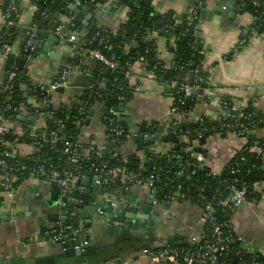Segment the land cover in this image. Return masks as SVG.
I'll use <instances>...</instances> for the list:
<instances>
[{
  "label": "crops",
  "instance_id": "obj_1",
  "mask_svg": "<svg viewBox=\"0 0 264 264\" xmlns=\"http://www.w3.org/2000/svg\"><path fill=\"white\" fill-rule=\"evenodd\" d=\"M8 1L0 0V30L5 27L4 9ZM195 1H197L198 8L193 6L194 0H152V8L158 15L167 14L178 21L183 18L196 20L195 31L198 32L199 43L202 44V49L206 52L205 70L207 80L205 84L207 88L202 89L201 95L194 97L195 100L191 105V109L181 118V121L188 123L200 117L210 121L217 120L220 109L219 101L226 97L236 105L250 103L258 112L264 113V33L260 36L251 33V18L246 13L241 15L232 14L234 17L232 20L211 13L216 6H224L231 12L234 5L229 0ZM16 2L19 11L17 25L13 26V32L16 35L13 37L11 46H9V54L3 58L7 56L24 58L22 52L25 50V45H22L23 40L18 31L22 30V33H26L28 25L37 24L34 18L37 16L38 11L32 4V0H16ZM126 2L128 3L129 0H106L104 4L97 6V10L93 12V15L98 12L102 14L96 17L94 29L119 30L125 24L128 13L132 10ZM203 4H205V7L202 6ZM59 9L67 11L65 4L60 5ZM193 12H196L194 19L192 17ZM53 24L51 22L48 25L43 24V26L49 32ZM41 31L38 30L37 33ZM4 35L6 33L0 34V38ZM76 35L78 40L84 43L85 39L89 41L91 33L83 31V35L78 33ZM148 35L154 37L156 34L155 32L147 33L143 37ZM55 37L57 38L56 35ZM244 37H247V44L243 50L239 51L233 58L224 60V56ZM143 41L144 39L140 42ZM51 42L49 39H42L40 44H43L44 49H47L53 45ZM132 44L135 45V43ZM156 45L157 48L164 49V39L157 38ZM52 47L55 48L58 57L68 55L69 46L61 40L58 39L56 47L54 45ZM85 54L84 52L79 54L75 74L69 79L64 91L62 93L52 92L51 100L54 108L62 107L67 110H75L82 103L84 90L100 69L99 63ZM3 58H0L1 96L3 95L1 94L3 92L1 88L5 85ZM46 58L44 55L36 56L28 63L29 65L27 64L24 67V69L26 67L28 69L25 75L21 77L18 87L23 95L27 94L28 89L35 90L41 79H44L47 84L50 82V75L54 69L53 64L58 65L60 61L55 60L51 64L45 61ZM146 70L145 62H135L133 64V74L128 77L126 82L130 93V98L125 103L126 110L133 117L135 123H145L147 125V132L151 131L153 127L150 125V121H156L159 125L164 126V130L159 134V140L148 146L146 150L148 152L153 151L155 154L166 155L170 144L163 141V138L167 139V122L172 99L168 94L167 86L161 81L142 82ZM13 71L16 73V78H18L19 72ZM104 79L103 74L100 80H97L99 87ZM28 80L30 82H27ZM89 112L93 113L92 116L87 115ZM87 114L80 127H77L79 131L78 139L83 143L94 144L101 150L103 157L102 146L110 143L105 138L103 101L96 102L87 111ZM85 120L88 121L87 125H84ZM6 123L16 131L24 127L37 131L44 127V117L33 113V118L30 121L22 122L16 119L14 122L7 120ZM126 126L128 131L138 133L137 128ZM248 134V137H240L234 134L224 137L220 135L208 137L205 145L202 146L206 152L205 164L207 168L215 174H220L248 142L252 151H258L264 146V128L250 131ZM134 139V137L128 135L124 138L120 147L114 146V148H120L119 154L122 160L131 155L143 160L145 152L138 149ZM112 150L113 148L108 149V159L104 161L109 160ZM33 151L34 149L29 145L20 143L16 154L19 159H24L30 157ZM122 181L119 190L115 189V192L111 191L110 193L106 192L103 195H98L97 199L107 198L121 206L124 203L130 206L138 205L139 208L145 206L150 199L149 190L143 186H131L128 190H124ZM82 183H90L91 186H94L91 178L87 176L76 181L77 186H81L85 190ZM49 185L52 184L41 183L33 179L25 180L16 188L12 206H3L0 209V257L9 260L37 259L61 252L59 245L53 248L57 242H49L42 237L44 230L59 227V224L50 221L48 214L45 216L40 212L41 208L38 206L39 200L37 198L43 194L42 200L44 201L48 193V190L45 189H49ZM254 193L258 195L257 200L235 212L233 225L235 232L246 241L250 248L264 254V199L261 200V193L264 194V181L255 186ZM119 200L120 202H117ZM200 211V207L188 201H175L167 207L152 204L150 211L147 213L150 216L156 214L155 217H152L154 223L152 235L146 237L141 231L139 233L129 231L132 238L144 239L146 244L141 245L133 241L124 242V237L119 231L111 230L110 233H103L102 235L106 249L102 251L103 255L99 258V261L103 264H154L141 255V250L148 247V239L158 244H169V240L176 244L186 243L192 235L197 234L199 231L197 219ZM49 214L51 213L49 212ZM118 225L122 226L120 223ZM132 243L135 244V248Z\"/></svg>",
  "mask_w": 264,
  "mask_h": 264
},
{
  "label": "built area",
  "instance_id": "obj_2",
  "mask_svg": "<svg viewBox=\"0 0 264 264\" xmlns=\"http://www.w3.org/2000/svg\"><path fill=\"white\" fill-rule=\"evenodd\" d=\"M59 0H48V6L44 10L41 16L45 15L49 10L56 6ZM79 7H84L88 4H95L101 6L106 0H73ZM255 8H262V16L260 17V24L256 27H261V23H264V2L258 0H246ZM243 3H239L238 7H243ZM193 19L196 16V12L192 13ZM251 18L250 29L255 24L257 16L249 15ZM19 11L18 3L16 0H9L4 9V18L7 24L5 28L9 29L14 26V22L18 20ZM192 20H189L187 25L191 24ZM56 23L55 35L59 40L69 46V63L65 70L59 74L53 83L41 84L38 88V95L28 97L27 99H15L10 100L13 96V87L15 84L16 73L13 71L8 74L7 83L4 88V100L0 104L2 107V114L0 115V209L3 206L11 207L14 202L15 188L14 183L18 177L26 176V180L33 179L41 183L55 184L63 189H74L77 191H84V188L77 186L76 181L83 177H90L94 186L100 188L109 189L115 191L120 187L121 181L123 182L124 190H128L131 186H143L149 190L150 197L152 198V204L160 207H167L173 202L188 201L187 195L182 192L181 185L176 187L174 193H170L162 199H158L160 194L161 180L158 171H154L149 176L128 175L126 163L121 160V163L117 166H113L109 161L101 160V150L91 143H83L81 141L74 140L65 135L64 125L61 121H55L54 129H50V123H46L45 119H51L52 113L47 111L53 106L51 100L52 92L57 89H64L71 77L75 74L76 60L79 54L86 53L92 59L96 60L99 65V74L102 76L108 69L115 71L123 70L124 78L128 80L133 74V64L130 62V58L121 64L115 53L104 54L102 50L107 49V45L110 39L117 36L118 31H109L105 29L96 30L91 33L89 41L87 43L80 42L76 33L69 30L71 26L70 18ZM40 24L33 25L28 29V38L25 43V50L32 49L31 43L37 35V27ZM172 28V27H170ZM148 30V29H145ZM251 33L260 36L257 32L251 29ZM247 44V39L240 40L237 45L224 56V60L233 58L239 51H242ZM10 52L9 46H2L0 48V57L8 55ZM155 62L151 68H147L145 75L142 77V82L148 83L151 81H158L159 75L162 78L165 76L166 71L161 66L162 60L165 57V49L155 48ZM194 52L198 53L201 58L198 65L194 66L192 62H182L176 69V79L166 83L161 81L168 88V94L172 99V104L169 111V117L167 124H171L172 134H175V129L182 123L181 118L185 115L182 111L183 106L186 104V100L191 96L192 91L201 90V85L207 80V73L205 70V54L202 50H197L194 47ZM145 53H148L146 51ZM28 60L30 57L27 58ZM112 73V74H113ZM192 73V81L188 84L189 74ZM160 81V80H159ZM109 84V83H108ZM107 84V87H108ZM99 85V83H98ZM100 89V87H99ZM86 90L88 91V98L77 109V114L83 117L85 115L84 109L89 99L98 95V89L94 85H89ZM192 98V97H191ZM191 98H189L191 100ZM247 104L236 105L231 101L225 99L219 101V113L217 117L218 125L216 127H201L197 131H179L183 133L180 141L181 143H189L191 146L188 148L180 149L184 153H188L189 162L183 164L180 162L178 155H172L175 160V165L178 169L177 177L184 176L186 167L190 168V173L193 175L196 171L206 168L205 156L202 153L192 152L193 147L198 146L199 140L204 137V133H207L209 129L225 135L234 134L240 137H244L250 131L264 128V113L258 112L253 106L248 108ZM119 107V106H118ZM111 104H108V111L112 116L107 117L105 125V138L111 142L112 139L123 137L124 135L138 138L141 135L143 141L149 139L148 133H135L126 131L121 124H117L116 115L118 113L117 108ZM186 107V106H185ZM33 112L34 114H40L44 117V127L37 131H32L27 127L19 130H14L7 123L5 114L18 115L24 112ZM186 112V111H185ZM84 118L81 119V122ZM203 117L197 120L190 121L191 123H202ZM79 121L77 123L81 124ZM123 125V124H122ZM29 133V146L34 150L41 151L47 149L48 152L57 151L64 156V160L56 163H47L45 161L46 154L37 155L31 157L33 162L37 165L34 167H28L18 160L17 147L20 144V138ZM189 137L191 139H189ZM193 140V141H191ZM119 143L116 142L115 146ZM174 146L170 145L168 152L173 149ZM257 154H264V146L258 151H253ZM120 154L117 148H113L111 151L109 160H118ZM97 159L100 161L96 162ZM60 160V159H59ZM245 161L244 157L239 158V163ZM143 162V160H142ZM62 163V164H60ZM224 179H230L229 181H223L218 189H222V203L221 211L218 212L214 203L206 204L200 211V215L197 219V225L199 231L197 234L192 235L190 239L184 244L172 245L164 244L157 247H145L141 250V255L149 259L154 264H227L229 261L232 263L236 259V264H264L259 262L258 254L264 261V254H261L249 245L239 236L234 229L233 216L235 212L243 207L249 206L255 202L254 199H250L248 195V189L251 184L238 179L240 174V168L237 162L229 165L224 169ZM211 172V171H210ZM212 175H220L211 172ZM220 177V176H219ZM188 179L189 176L187 175ZM222 178V179H223ZM258 184V183H257ZM255 184L253 186V192L255 190ZM263 187V185H262ZM258 191V190H257ZM264 199V194L261 193V200ZM217 206V205H216ZM1 211V210H0ZM73 230L72 226L67 225L63 227H52L42 232L44 240L49 242H58L62 237L69 234ZM243 253H250L253 255L250 261L246 262L242 260Z\"/></svg>",
  "mask_w": 264,
  "mask_h": 264
},
{
  "label": "trees",
  "instance_id": "obj_3",
  "mask_svg": "<svg viewBox=\"0 0 264 264\" xmlns=\"http://www.w3.org/2000/svg\"><path fill=\"white\" fill-rule=\"evenodd\" d=\"M258 1L264 2V0ZM32 2V4L37 8L38 11L37 16L34 18V21H36V23L38 24H50L51 22H53L52 18L60 11L58 2L56 6H53L49 10V12L41 16L48 6V0H32ZM239 3L244 4L243 7L239 8V10L243 11V13L257 16L256 22L255 24H253L251 29L255 30L257 34H263V22L261 23V27L256 28L260 24V17L262 16L263 9L255 8L246 0H239ZM194 21L196 20H193L188 26L187 23L189 22V20H186L185 18L178 21L173 18V16H169L167 14L158 15L152 8V0H138V4L136 5V7L128 13L125 24L122 25L119 30H117V36L110 39L107 45V49L102 51L104 54H107L108 52L115 53L121 64H124L130 58V62L132 64L135 62H145L147 68H151L155 62L154 49L157 47V38H162L164 39L165 57L161 62V66H163V68L165 69L166 74L163 78L161 75H159L158 80L168 83L176 79L175 69L182 62H192L194 63V66L198 65L199 63V59L201 58V56L198 53L194 52V47H197V45L199 44V39L195 35L196 31ZM17 22L18 20L14 22V26L17 25ZM6 24L7 22L5 21L4 26ZM152 32H155L156 34L154 37H151V35L143 37L147 33ZM247 37H244L242 39H246ZM142 39H144V41L140 42ZM132 43H135V45H133ZM146 51H148V53H145ZM78 60L79 57L76 60V66L78 64ZM166 65H168L169 67L167 68ZM100 78L101 75L99 74V72H97L95 77L92 78L89 84L94 85L98 89V95L89 99L87 105L85 106L86 108L84 109L85 115L96 102H100V97L102 95H108V102L114 107H118L121 103L125 104L128 98H130L129 89L126 83L127 79L124 78L123 70L115 71L113 73L106 90L99 89V82H97V80L99 81ZM89 85H87V87ZM13 91V96L10 98L11 101L15 100L16 98L22 99V91L17 88L16 85L13 87ZM4 98V95H0V104L2 103V100H4ZM87 98L88 91L85 89L83 92V101L82 103H80V105L87 101ZM225 99L231 101V99L227 97L220 100ZM194 100V97H192L191 100H186L187 102L185 103V106L188 105L186 112V107L183 106L182 108V111L185 114H187L191 109V105ZM246 106L248 108L252 107L250 103H248ZM78 107L75 110H67L63 109L62 107L54 108L53 106L50 110L47 109V111L52 113V118L49 119V121L48 119H45L46 123H50L49 125H47V127L49 126L50 129H54V122L61 121L64 125V134L74 140L79 141V131L77 130V123L79 121L81 122L82 117L77 114ZM5 118L7 120H10L11 122L16 121V116L13 114L6 113ZM104 124H107L106 120H104ZM217 125V120L210 121L203 117L202 123L182 122L178 125V128L175 129V134H172L171 124H169L167 126L168 133L166 135V143L174 146L173 149H171V151L166 155L155 154L153 153V151L148 152V150H146L143 162L135 155L128 156L126 158L127 160H124V163H126L125 165L127 167L128 175H138L143 177L149 176L154 171H158V173L160 174V184L162 187V190L158 195V199H162L164 198V196L170 193H174L176 187L178 185H181L182 192L187 195V199L190 203L197 205L201 209L209 202L214 203V206L217 208L216 210L220 212L222 209L221 192L223 191V188L219 190L218 187L222 184L223 181H229L231 178L222 179L218 175H212L207 167L203 168L202 170L196 171L193 175H191L190 173H188V169L190 168L186 167L184 176L181 177V180H179L180 177H177L176 175L178 169L175 165V160L172 158V155L175 154L179 156L180 162H182L183 164L189 162L188 153H184L180 150L189 147V143H181L180 141L184 131H197L201 127L211 128L213 126L216 127ZM121 126H123L124 129L128 132V127L125 124ZM179 131H182L183 133H180ZM29 133L30 130H28L26 134L20 138V143L27 145L29 144ZM214 135L225 134L218 133L217 129L215 131L209 129V131L207 133H204L203 136L207 139L208 137ZM247 135L249 136V134ZM247 135H245L244 137H248ZM126 136L124 135L123 137ZM189 139L191 138L189 137ZM117 146H121L120 142L117 144ZM43 154H46L45 161L47 163L58 164L60 161H63L65 159L60 152H48L47 149H44L41 151L34 150L30 157L24 159L18 158V160L28 167H34L35 165H37V163L33 162L31 160V157H36L37 155ZM203 155H206L205 150H203ZM240 157H244L245 161L243 163H239ZM121 160L122 158L120 157L116 161H108L111 165L117 166L121 163ZM236 162L238 167L240 168L238 179L251 184L248 189V195L250 199L252 198L256 201L258 195L253 192V186L264 181V154H257L256 152H253L250 148V143L248 142L247 145L243 147V149L229 162L226 167ZM187 175L189 176L188 179L186 178ZM26 178V176L17 178L14 183L15 190L22 182L26 180ZM117 189L119 190V188ZM169 244L179 245L176 243ZM181 244L184 245L185 242ZM252 257L253 255H251L250 253L242 254V260L246 262L250 261ZM258 257V261L264 263L259 254ZM227 264H231V262L229 261Z\"/></svg>",
  "mask_w": 264,
  "mask_h": 264
},
{
  "label": "water",
  "instance_id": "obj_4",
  "mask_svg": "<svg viewBox=\"0 0 264 264\" xmlns=\"http://www.w3.org/2000/svg\"><path fill=\"white\" fill-rule=\"evenodd\" d=\"M84 1V0H79ZM193 1V0H192ZM59 6L65 4L67 7V11L60 10L52 20H57L58 22L70 18L71 26L69 30L75 31L76 33L83 35V31L87 33H92L95 28V19L100 16L102 13L98 12L93 15V12L97 10V6L95 4H88L84 7H79L78 4L73 0H59ZM234 5L233 10L230 12L228 8L224 6H216L212 9L211 13H215L218 16H223L228 19H233L232 14H244L243 11L239 10L238 4L239 0H229ZM127 6L131 9L135 8L138 4V0H129ZM194 7L198 8L197 1L194 0ZM205 7V4L202 5ZM194 7H192L194 9ZM191 10V12L193 11ZM196 21H194V25ZM33 24L28 25V29L32 28ZM56 28V23H54L49 32L45 29L43 24L37 27L38 30H42L40 33H37L34 40L31 43L32 49H27L22 52L24 58H14L12 56H1L4 60L3 67V78L4 84L7 83L8 74L16 70L19 72L18 78L15 79L16 87H19V82L21 81V77L25 75L28 67L24 69V67L36 56L44 55L46 56V62L53 64L55 60L60 61L58 65L53 64V71L51 72L50 83H53L55 78L61 74L63 70H65L66 66L69 63L68 55H63L58 57V53L55 48L58 42V39L54 35V31ZM14 31V27L2 28L0 30V34L6 33V35L0 38V48L2 46H11L13 37L16 35ZM29 31V30H28ZM28 31L26 33H22V30H19L22 41V45L24 46L26 40L28 38ZM198 36V32L195 34ZM42 39H49L52 41V46L44 49V45L40 44ZM88 39L84 40V43H87ZM51 45V44H50ZM202 44L197 45V50H202ZM30 57L28 60L27 58ZM29 65V64H28ZM113 71L108 69L105 71L104 76L105 79L100 85L102 90H105L109 80L111 78ZM192 81V73L189 74L188 84ZM27 82H30L28 80ZM24 84V82H23ZM41 84H47L44 79H41L38 82L35 90L28 89L27 94H22V99H27L31 96L38 95V88ZM5 85L1 88L4 90ZM207 88V85L203 83L201 85V90L192 91L191 97H195L197 95H201L202 89ZM64 89H57L56 92L62 93ZM4 94V91L1 93ZM188 98V100H190ZM18 99V98H16ZM100 100L103 101V117L106 119L107 117L112 116V114L108 111V95H102ZM81 106V105H80ZM188 105L185 108L187 110ZM116 121L117 124H126L128 126H132L138 129V133L147 132V125L145 123H135L133 121V117L129 115L126 110V105L121 103L117 108ZM2 107L0 105V115L2 114ZM92 112H89L87 115L92 116ZM16 119L19 121H30L33 118V112H24L18 115H15ZM35 116V115H34ZM86 115L83 116L85 118ZM152 127V130L147 132L149 135V139L147 141H143L141 139V135L138 138L134 139V143L138 146L139 150H143L146 153V148L152 145L155 141L159 140V134L164 130L163 125H159L156 121L149 122ZM88 121L85 120L84 125H87ZM80 127V124L77 125ZM224 137L225 135H220ZM126 137H118L117 139H112L110 143L104 144L103 153L104 156L101 160L108 159V149L114 148L117 141L122 145L123 140ZM163 141L166 142V139L163 138ZM206 138L202 137L197 147H193L192 152L202 153V146L205 145ZM191 146V144H189ZM118 151L120 148L117 149ZM100 161L97 159L96 162ZM190 169H188V172ZM220 178H223L225 175V171L223 170L220 173ZM85 180V179H83ZM181 180V179H179ZM84 182V181H83ZM44 186V185H42ZM48 193L44 201L42 200V196L38 197L37 200L39 203L40 212H42L45 216L47 214L50 217V221H53L55 224H59L60 227L70 225L73 230L62 237L56 244H54L53 248L56 245H59L61 248V252L59 254H54L52 256L37 258V259H5L0 257V264H103L99 261V258L103 255L102 251H105L106 246L103 244L102 235L103 233H110V231H119L120 234L123 235L124 242L125 241H133L142 244H146V240H141L139 238H132V234H129V231L139 233L140 231L144 236L148 237L152 235L154 223L153 216L147 215L152 206V198L150 197L149 201L145 204V206H130L127 203H124L122 206L112 202L111 200L105 199H97L98 195H103L104 193H110L109 189L100 188L99 186H91L89 184L82 183V186L85 187L84 191H77L74 189H63L55 184L49 185ZM39 187V186H38ZM115 192V191H113ZM117 202H120L117 201ZM49 212L51 214H49ZM40 213L41 215H43ZM122 224L119 226L118 224ZM105 228L103 229V227ZM131 235V236H130ZM169 243L172 241L169 240ZM148 247H157L163 246L164 244L153 243L148 239L147 243ZM108 260V259H107ZM231 264H236V259L232 261Z\"/></svg>",
  "mask_w": 264,
  "mask_h": 264
},
{
  "label": "flooded vegetation",
  "instance_id": "obj_5",
  "mask_svg": "<svg viewBox=\"0 0 264 264\" xmlns=\"http://www.w3.org/2000/svg\"><path fill=\"white\" fill-rule=\"evenodd\" d=\"M82 118H83V117H82ZM132 245H133V246H134V248H135V244H133V243H132Z\"/></svg>",
  "mask_w": 264,
  "mask_h": 264
}]
</instances>
